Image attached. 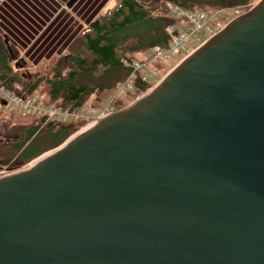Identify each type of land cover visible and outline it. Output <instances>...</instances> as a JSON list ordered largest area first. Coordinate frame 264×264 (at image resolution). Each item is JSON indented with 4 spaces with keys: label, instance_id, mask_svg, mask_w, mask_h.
Instances as JSON below:
<instances>
[{
    "label": "water",
    "instance_id": "water-1",
    "mask_svg": "<svg viewBox=\"0 0 264 264\" xmlns=\"http://www.w3.org/2000/svg\"><path fill=\"white\" fill-rule=\"evenodd\" d=\"M66 143L0 178V264H264V0Z\"/></svg>",
    "mask_w": 264,
    "mask_h": 264
},
{
    "label": "trees",
    "instance_id": "trees-1",
    "mask_svg": "<svg viewBox=\"0 0 264 264\" xmlns=\"http://www.w3.org/2000/svg\"><path fill=\"white\" fill-rule=\"evenodd\" d=\"M254 1L117 0L113 9L93 22L107 2L100 0L96 4L98 12L88 19V29L82 34V52L71 51L53 60L41 72L23 76L13 73V60L0 33V88L15 97L28 98L37 96L44 84L45 106L62 110L83 109L92 98L99 101L106 93H115L117 86L130 77L133 71L130 64L138 60L135 56L157 46L168 48L170 39L166 28L177 25L170 16V6L190 11L234 10L247 8ZM17 65L23 67L21 62ZM148 85L138 76L134 92L145 94ZM0 103V118H3L8 101L1 93ZM115 105L117 110L126 107L124 101ZM83 125L82 122H46L44 118L33 117L31 122L17 125L13 136L0 140V166L16 170L60 147Z\"/></svg>",
    "mask_w": 264,
    "mask_h": 264
},
{
    "label": "built area",
    "instance_id": "built-area-1",
    "mask_svg": "<svg viewBox=\"0 0 264 264\" xmlns=\"http://www.w3.org/2000/svg\"><path fill=\"white\" fill-rule=\"evenodd\" d=\"M1 1L2 0H0V2ZM169 10L170 16L176 20L177 25L176 27L166 28V33L170 39L168 48L164 49L157 46L153 50L144 53L147 57V61L134 60L130 64L133 69L130 77L124 83L117 86V89L105 110L95 117L86 115L84 109L62 110L60 108H52L40 104L36 96L18 98L6 93L3 88H0L2 98H7L8 103L12 104L16 109L23 110L28 115L34 117L44 118L46 122H82L84 125L79 130L105 120L116 112L122 110H117L115 104L118 101H123L124 96L131 90H134V83L138 76H141L143 80L147 82L145 70L151 63L162 60H177L179 58L185 60L205 42L218 34V31H221L219 28H222L225 20V18L222 17L223 13L231 11L227 9L217 11H190L173 5L169 7ZM200 38L205 39L201 42L202 44H196ZM19 59L20 55H18L16 61H13L16 67H18L17 64ZM1 107L2 104L0 103V109Z\"/></svg>",
    "mask_w": 264,
    "mask_h": 264
},
{
    "label": "crops",
    "instance_id": "crops-1",
    "mask_svg": "<svg viewBox=\"0 0 264 264\" xmlns=\"http://www.w3.org/2000/svg\"><path fill=\"white\" fill-rule=\"evenodd\" d=\"M94 3L80 0L68 9L58 0H2L0 31L9 45L24 55V64H42L68 50L75 51L73 46L80 43V16L87 14ZM94 14L95 10L87 18Z\"/></svg>",
    "mask_w": 264,
    "mask_h": 264
},
{
    "label": "rangeland",
    "instance_id": "rangeland-1",
    "mask_svg": "<svg viewBox=\"0 0 264 264\" xmlns=\"http://www.w3.org/2000/svg\"><path fill=\"white\" fill-rule=\"evenodd\" d=\"M100 0H97L94 4L93 7H91V9L89 10V12L87 14H84L82 16H80V38H79V45H77L78 43L76 42L75 45L73 46V49L75 51H80L82 52L84 49L82 47V34L84 33L85 30L88 29V16L89 14H91V12L93 10H95V12H98L99 8H96V4H98ZM116 1L117 0H107L106 4L104 5V7L102 8L101 12L98 13V15H96V17L94 18L93 22L97 20V18L99 16H101L102 14H106L108 11H110L111 9H113L116 5ZM260 2V0H255L250 6H248L247 8H241V9H234L231 10L229 12H225L223 13L222 17L225 18L224 23L222 28H219V30L224 29V27H226L230 22H232L234 19L238 18L239 16H241L242 14L248 12L252 7L256 6L258 3ZM112 3V5H111ZM82 14V13H81ZM91 18H89L90 20ZM1 35L3 36L2 32L0 31ZM219 33V31L217 32ZM4 38V36H3ZM205 38H200V40L196 43V44H202L201 42L204 40ZM5 40V39H4ZM11 49L13 51H15L14 47L12 45H10ZM70 51L68 50L65 54H69ZM20 54V59L19 62H21L23 65L22 68L16 67L15 63H12V69H13V73L17 74L18 76H23L24 74L27 73H36V72H41L44 68H46L45 66L49 65L53 60L60 58L63 55H59L53 59H51L50 61L44 62L42 64H38V65H26L24 64L25 57L23 54ZM136 59L138 60H142V61H147V57L144 54H138L137 56H135ZM183 58V57H182ZM183 59H177V60H162L159 62H154L151 63L148 68L145 70V76L148 82V91L145 94H137L134 92V90H131L128 95L126 94L124 96V102L126 104L125 108L130 107L131 105H133L135 102H137L138 100L142 99L143 97H145L149 92H151L176 66L179 65V63L182 61ZM40 92L39 94L36 96L38 102L42 105H44L43 102V96L45 95V90L46 87L43 84L40 87ZM114 93H106L101 100L97 101L95 100V98H92L91 100H89V102L87 103L86 107L83 108L86 115L88 116H93L95 117L96 115H98L99 113H101L102 111L105 110L106 106L108 105V103L110 102V100L112 99ZM7 99V98H6ZM45 106V105H44ZM124 108V109H125ZM6 111V113L4 114L3 118H0V140H4L8 137H11L14 135V130L16 129L17 125H23V124H27L29 122L32 121L34 116L28 115L26 112H24L23 110L20 109H16L12 104L8 103L4 109ZM6 120V121H5ZM6 122H10L11 125H8V123ZM78 131H76L75 133H73L66 141H68L72 136H74ZM65 141V142H66ZM64 142V143H65ZM63 145V144H62ZM57 149V148H56ZM55 150V149H54ZM54 150H51L49 152H52ZM47 152V153H49ZM45 153V154H47ZM43 154V155H45ZM43 155H41L40 157H42ZM40 157L26 163L24 166L16 169V170H10L8 168V166H0V177L3 176H7V175H11L14 173L19 172L21 169L25 168L26 166H28L30 163H32L33 161L39 159Z\"/></svg>",
    "mask_w": 264,
    "mask_h": 264
},
{
    "label": "bare ground",
    "instance_id": "bare-ground-1",
    "mask_svg": "<svg viewBox=\"0 0 264 264\" xmlns=\"http://www.w3.org/2000/svg\"><path fill=\"white\" fill-rule=\"evenodd\" d=\"M111 5H112V3H111ZM93 125H94V124H93ZM90 126H92V125H90ZM90 126H88V127H90ZM88 127H86V128H88ZM86 128H83V129L79 130V132H77L74 136H72V137L67 141V143L70 142L71 140H73V139L77 136L78 133H80L82 130H84V129H86ZM67 143H66V144H67ZM57 150H59V149H57ZM55 151H56V150H55ZM52 152H54V151H52ZM49 153H51V152H49ZM49 153H47V154H49ZM47 154H45V155H47ZM45 155H43V156H45ZM43 156H42V157H43ZM40 158H41V157H40ZM40 158H39V159H40ZM37 160H38V159H37ZM35 161H36V160H35ZM35 161H33V162H35ZM33 162H32V163H33ZM32 163H30V164H32ZM30 164H29V165H30ZM17 173H18V172H17ZM14 174H16V173H14ZM11 175H13V174H11ZM11 175H7V176H11ZM7 176H3V177H7ZM0 178H1V177H0Z\"/></svg>",
    "mask_w": 264,
    "mask_h": 264
}]
</instances>
